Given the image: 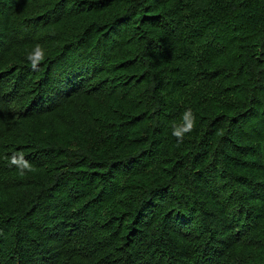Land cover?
Returning a JSON list of instances; mask_svg holds the SVG:
<instances>
[{
	"label": "trees",
	"instance_id": "obj_1",
	"mask_svg": "<svg viewBox=\"0 0 264 264\" xmlns=\"http://www.w3.org/2000/svg\"><path fill=\"white\" fill-rule=\"evenodd\" d=\"M0 264H264V0H0Z\"/></svg>",
	"mask_w": 264,
	"mask_h": 264
},
{
	"label": "clouds",
	"instance_id": "obj_2",
	"mask_svg": "<svg viewBox=\"0 0 264 264\" xmlns=\"http://www.w3.org/2000/svg\"><path fill=\"white\" fill-rule=\"evenodd\" d=\"M46 52L39 44L35 45L34 49L25 57L30 68L33 71L38 69V66L42 64L46 59ZM197 127L196 114L189 108L186 109L180 117V121H173L171 123V135L176 139L177 145L182 144L185 138L195 131ZM11 166H15L20 175H26L32 173L35 168L34 165L25 160L22 152H13L11 156L7 157Z\"/></svg>",
	"mask_w": 264,
	"mask_h": 264
}]
</instances>
